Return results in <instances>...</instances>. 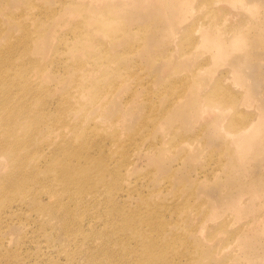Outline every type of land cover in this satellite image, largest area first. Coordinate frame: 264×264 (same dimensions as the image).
<instances>
[{"label":"rangeland","instance_id":"rangeland-1","mask_svg":"<svg viewBox=\"0 0 264 264\" xmlns=\"http://www.w3.org/2000/svg\"><path fill=\"white\" fill-rule=\"evenodd\" d=\"M181 2L0 0V264L264 263V0Z\"/></svg>","mask_w":264,"mask_h":264},{"label":"bare ground","instance_id":"bare-ground-1","mask_svg":"<svg viewBox=\"0 0 264 264\" xmlns=\"http://www.w3.org/2000/svg\"><path fill=\"white\" fill-rule=\"evenodd\" d=\"M107 1H109V0H91V2L93 3V5L95 7H98ZM112 1H115L119 5L122 1H125V0H112ZM181 1H182L181 6H180L181 10L188 9V6H187L188 3L185 2V0H181ZM187 1H189V0H187ZM150 3H154V6L157 7L159 3H162V0H145V7L149 6ZM182 17L184 18L185 15H182ZM238 25H239V23H236V24L231 23L230 27L231 28H237ZM202 26L203 25L200 26V29ZM230 33H231V31L226 30V31H224L223 34L227 35ZM186 43H188V42H185L184 44H186ZM190 43L196 44L197 41L195 39H191ZM199 43L204 49L212 48L214 50L213 55H212V57H213L212 62L214 64H217V62H221V61H224L226 59V57L228 55V50H226L224 43L220 40V38L210 37L208 35V29L203 31L202 40H200ZM81 69H82V67L80 68V70ZM20 74L22 75L21 71H20ZM239 78H241V77L239 76ZM3 81L7 82V80L4 76V73H2V71H0V101L2 100V98L10 97L9 94H7V92H8L7 89L4 90L2 88ZM13 85H15L14 81L7 82L6 88H9L10 86L13 87ZM21 86L25 90L29 89V85L26 83L24 78H23V82L21 83ZM234 93L235 92L231 88L224 86L222 83H218V84L215 83L214 87L211 88V90L209 91V94L207 97L210 100H213L214 98H216L218 101H220L222 103L229 104L233 107H238L239 104L241 105V104L247 103V101L249 100L248 92L244 93L243 95H241L239 97L237 95H235ZM185 103L187 105H189V102H185ZM0 107H2V102L0 103ZM0 109H2V108H0ZM188 115L192 116L193 112L190 111L188 113ZM256 119L257 118L253 119L251 117H247L245 120V124L243 126H241L244 123L243 119L233 118L231 121H228V126L234 127L233 129H235V130L231 129V131H229V133H231L233 142L238 145L240 150L246 149L252 143H256L260 139V137L263 133L262 125H264V120H263V118H260L257 121H255L256 123L255 122L253 123V121ZM239 126H241V127H239ZM238 127H239V129H236ZM236 149H237V152L239 153V149L238 148H236ZM234 155H237V153L235 151H234ZM64 163L65 162L61 161V162L56 163V164L59 165L58 167H60L59 176L65 185V189H64L65 191L64 192H68V191H71L73 185L75 183H77L78 181H80L81 178L73 173V170H74L73 166H72V168H70L69 166L64 165ZM104 171H105V168L103 166H99L96 168L94 167L90 170L85 169V177L87 178L90 176H92V177L95 176L96 178L99 179L100 182L105 183L104 181H101V180H103V176H102L103 174L98 176V174L100 172L103 173ZM63 188H64V186L62 187V189ZM239 202L240 201L234 202L232 199L226 200L227 206L231 207V208H236L237 204ZM146 243H148L150 245L148 246V249H147V246L145 245L144 255H145V258L147 259V260L144 259L145 262H147L148 259L152 258L151 254H152V245H153L150 242H146Z\"/></svg>","mask_w":264,"mask_h":264}]
</instances>
